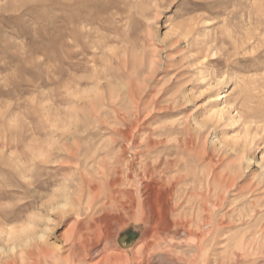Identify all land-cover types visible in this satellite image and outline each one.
<instances>
[{"label": "rangeland", "instance_id": "obj_1", "mask_svg": "<svg viewBox=\"0 0 264 264\" xmlns=\"http://www.w3.org/2000/svg\"><path fill=\"white\" fill-rule=\"evenodd\" d=\"M49 2L0 3V227L50 217L57 242L79 219L103 215L112 196L123 204L118 239L136 242L148 228L142 185L179 177L173 219L182 210L197 227L207 213L225 222L231 251L243 233L264 246V0ZM95 6L94 23H83ZM50 201L61 204L51 211ZM251 262L264 264V251Z\"/></svg>", "mask_w": 264, "mask_h": 264}, {"label": "bare ground", "instance_id": "obj_2", "mask_svg": "<svg viewBox=\"0 0 264 264\" xmlns=\"http://www.w3.org/2000/svg\"><path fill=\"white\" fill-rule=\"evenodd\" d=\"M17 1H19V0H14V2H17ZM21 1L26 2L29 0H21ZM37 1L49 2L51 0H37ZM1 2H2V0H0V3ZM70 2H72V1H70ZM75 2H77V1H75ZM50 3L51 2H49V4ZM114 3H115V1L105 3L104 10H108L109 8L115 7ZM56 4L58 6H61L57 2H56ZM71 6H73V5H71ZM71 6H70V8H72ZM126 6H128V5H126ZM46 7H49V6H46ZM63 7H65V6H63ZM76 8H77V6H76ZM56 9H58V8H56ZM95 9H96L95 15L91 14V15H89V16H91L90 18L85 19L83 21L81 20V21L83 23H85V22H88V20H90L91 22H89V23H94L92 21H94V19L102 11L98 6H95ZM79 10H80V8H79ZM82 10H83V7H82ZM55 11H57V10H55ZM72 11H73V9H72ZM76 11H77V9H76ZM73 12H72V14H73ZM77 13L78 12H76L75 15ZM81 13H82V11L80 12V14ZM80 14H78V16ZM47 16H48V14H47ZM53 16H54V14H53ZM125 16L128 19L127 20V24H128L129 23L128 21L130 20L131 15L128 14ZM79 18H80V16H79ZM81 18H82V16H81ZM50 19H51V17H50ZM52 19H53V17H52ZM69 20H71V22L73 23L76 20V18L69 17ZM78 20H80V19H78ZM56 21H57V18H56L55 22ZM51 22H53V20ZM59 23H61V22H59ZM72 27L75 29L73 24H72ZM61 29H63V28L61 27ZM100 29L90 28V30H87V31L85 30V32H87L88 35H95L96 34V36H100V37L105 38L104 37L105 35L100 31ZM81 31H82V29H81ZM76 34H77V32H76ZM80 35H81V33H80ZM115 35H116V32H115ZM75 36H77V35H75ZM68 42H69V40H68ZM73 42H75V41H73ZM70 44H71V42H70ZM84 45H85V43H84ZM96 47H97V44H96ZM124 50H123V52H124ZM116 51H117V49H116ZM125 59H126V57H125ZM124 64H123V66H125L127 63L125 65ZM107 73H109V72H107ZM78 80H79V78H78ZM76 82H79V81H76ZM109 85H110V83H109ZM129 94L131 95V93H129ZM112 96H113V94H112ZM114 97H115V95H114ZM115 98H117V97H115ZM113 100H115V99H113ZM223 112H224L223 109H221L217 113L221 114ZM223 114H225V113H223ZM242 153H243V151H242ZM132 167H133V165H132ZM115 170H117V169H115ZM147 175H148V173L146 174V176ZM177 178L178 179H174V178L172 179L171 177H167L165 179V181L160 180L158 182L157 181L158 179H157L153 183H147V184L142 185V188H141L142 201H141V205H140L142 209H141V212L139 213V216H140V219L142 221H145V223L148 225V228L145 231V233L142 234L143 235L142 238L139 239L138 241H136L135 243H133L129 247H123V246H121V244L119 245V239H118V232L124 227V225H123L124 216H123V213H121V210L123 209V204L122 205H119V204L112 205L110 200L113 197L107 196L106 197L107 201L103 203L104 206L101 205V206H103L101 208V210H104L103 215L100 214V215H98L99 217L96 216L97 218H95L94 216L91 215L90 217H86L88 219L85 221L79 219L72 227L68 228L66 230V232L61 235L60 238H57V242H50V239L47 236L46 228L48 227V224H51L54 226L59 225V224H57V222H55L54 219H50V217L46 218L47 222L45 221V223H44L45 218L43 216H40L39 221H32L31 220V221H29L30 222L29 224L22 225L21 227H9V228H7V230L5 228L0 227V264H86V263H88V260L92 261L93 259H97V260L95 262H93L92 264H212V263H214V264H248L247 262H248V255L249 254H252V253L258 254V253H260V251L261 252L264 251L263 250L264 246H262L258 242L257 238L253 237V236H251V238H249L246 233L235 235V237H237V236H240V237L238 238V240H237V242L233 248H232V246H233V244H232V246H231L232 251H231L230 246L227 244V242L230 241V238L224 237V233H225L224 230L225 229L221 230L220 235H222V237H220V235H219V228L220 227L225 228V222L222 221L216 226L214 224L212 217L207 213L197 214V216H196L197 217V224H196L197 227H194V223H193L194 220L189 219L187 217L188 215L184 214V212L182 210H180V212L178 214L179 218L173 219L172 216L175 213V211L181 207L180 200L183 198V197H181V194L178 195L179 188L177 185L181 180L179 177H177ZM209 183H210V181L207 182L208 185H209ZM229 186H230V184H229ZM231 187H233V186H231ZM95 188L96 187H93L92 189L95 190ZM91 192H88V193H91ZM223 197H222V199H223ZM134 199L135 198L132 197V195H131L130 204H129L130 212L128 213L127 216H131V217L135 216L134 209H135L136 203H135ZM52 202H54V201H52ZM52 202L50 201V202H48L49 205L47 204L48 208L51 209V211L58 208V206H60V204H61V202L60 203L59 202L58 203H52ZM87 202H88V199H87ZM89 203H90V201H89ZM93 203H95V202H93ZM91 204H92V202H91ZM93 206L96 208L95 205H93ZM108 207L111 209L115 207L116 211L115 212H108V211H106V209ZM91 208H92V205H88L85 209L91 210ZM199 208L201 210L204 209V211L207 210L206 199L200 203ZM124 212H125V210H124ZM60 213H63V212H60ZM63 216H65V215H63ZM59 220H60V222H62L61 216L59 217ZM46 223H47V225H46ZM31 224L33 226L36 225V227L37 226H44V228L39 229V230L38 229L35 230V228L31 229ZM3 226H4V224H3ZM232 229H233V227H232ZM251 230H252V228H251ZM257 231H255V232L257 233ZM249 232L252 233V231H249ZM254 233H253V235H255ZM222 242H225L224 246L226 248L224 247L225 249H224L223 253H221L219 256L217 255L216 258H213V256H212L213 246L216 244L222 243ZM174 245H175V248L177 250H173L171 248V247H174ZM220 245H222V244H220ZM112 247H114V250H111V249H113ZM156 250H158L160 255H157ZM229 250L231 251L230 254L228 253ZM218 251H219V249H218ZM228 256H230V258L232 257L231 262L230 261L228 262ZM256 259H258V258H256ZM257 262H258V260H257ZM249 264H254V262H251Z\"/></svg>", "mask_w": 264, "mask_h": 264}, {"label": "water", "instance_id": "obj_3", "mask_svg": "<svg viewBox=\"0 0 264 264\" xmlns=\"http://www.w3.org/2000/svg\"><path fill=\"white\" fill-rule=\"evenodd\" d=\"M136 240V235L134 233L129 234L128 232L121 233L119 237L120 244L123 247L131 246Z\"/></svg>", "mask_w": 264, "mask_h": 264}]
</instances>
